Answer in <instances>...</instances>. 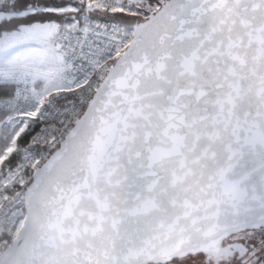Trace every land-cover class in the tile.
Here are the masks:
<instances>
[{"label": "snow or ice", "instance_id": "6c2138e0", "mask_svg": "<svg viewBox=\"0 0 264 264\" xmlns=\"http://www.w3.org/2000/svg\"><path fill=\"white\" fill-rule=\"evenodd\" d=\"M0 264H264V0H0Z\"/></svg>", "mask_w": 264, "mask_h": 264}]
</instances>
